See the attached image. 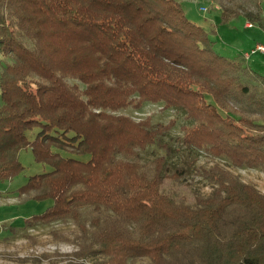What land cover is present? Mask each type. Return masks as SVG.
<instances>
[{
  "label": "trees",
  "instance_id": "16d2710c",
  "mask_svg": "<svg viewBox=\"0 0 264 264\" xmlns=\"http://www.w3.org/2000/svg\"><path fill=\"white\" fill-rule=\"evenodd\" d=\"M261 10L220 14L262 25ZM213 46L178 0H0V181L23 148L51 167L17 193L51 200L31 221L72 222L65 264H264V194L216 165L193 205L163 193L162 159L136 150L165 129L120 112L179 109L196 120L184 144L264 170V74Z\"/></svg>",
  "mask_w": 264,
  "mask_h": 264
},
{
  "label": "rangeland",
  "instance_id": "374dc122",
  "mask_svg": "<svg viewBox=\"0 0 264 264\" xmlns=\"http://www.w3.org/2000/svg\"><path fill=\"white\" fill-rule=\"evenodd\" d=\"M178 1L186 17L209 33L216 52L229 59L242 61L251 69L264 74L263 55L255 54L248 59L243 57L255 44H264V0ZM228 2L252 12L255 11V3L260 2L263 24L250 22L244 17L224 21L220 12ZM246 23L251 26L247 27ZM5 58L0 54V65L10 61L9 57ZM1 103L0 97V105ZM120 112L128 115L135 123L143 120L145 125L153 130L161 127L165 129L152 144L136 150V158L145 167H155L158 163L156 160L162 159L160 167L163 193L193 205L195 196H205L212 191L213 185L204 179L203 172L216 165L264 194L263 169L233 165L223 156L209 153L204 147L184 144L185 131L196 124V120L194 122L193 119H188L179 109L165 107L163 103L147 102L139 108L131 105ZM205 116L197 118L205 119ZM38 130L39 128H34L29 131L28 139L32 140ZM197 134L198 138H201V133ZM203 136L205 138L201 139L206 141V134ZM18 158L23 170L10 180L0 181V264H65L67 259L74 260L71 254L77 246L62 239L72 238L71 233L75 230L72 222L31 221L29 218L50 206L51 200L33 201L26 195L17 193V189L23 186L30 176L47 173L51 171V167L36 162L29 147L21 149ZM79 158L87 160L85 156Z\"/></svg>",
  "mask_w": 264,
  "mask_h": 264
},
{
  "label": "built area",
  "instance_id": "2783aa9c",
  "mask_svg": "<svg viewBox=\"0 0 264 264\" xmlns=\"http://www.w3.org/2000/svg\"><path fill=\"white\" fill-rule=\"evenodd\" d=\"M246 26L250 27L251 24L246 23ZM255 54H260L264 56V44H260V43L255 44V46L250 49L249 53H245L243 57L245 59H248L250 56L255 55Z\"/></svg>",
  "mask_w": 264,
  "mask_h": 264
}]
</instances>
